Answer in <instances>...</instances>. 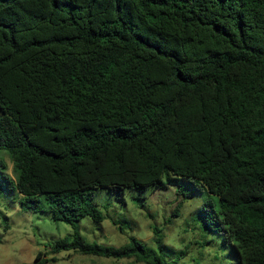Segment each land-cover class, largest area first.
Listing matches in <instances>:
<instances>
[{
    "label": "trees",
    "instance_id": "obj_1",
    "mask_svg": "<svg viewBox=\"0 0 264 264\" xmlns=\"http://www.w3.org/2000/svg\"><path fill=\"white\" fill-rule=\"evenodd\" d=\"M1 152V186L74 228L51 254L180 264L78 223L104 220L96 188L183 177L217 197L236 264H264V0H0Z\"/></svg>",
    "mask_w": 264,
    "mask_h": 264
},
{
    "label": "rangeland",
    "instance_id": "obj_2",
    "mask_svg": "<svg viewBox=\"0 0 264 264\" xmlns=\"http://www.w3.org/2000/svg\"><path fill=\"white\" fill-rule=\"evenodd\" d=\"M0 159L6 161L7 172L11 174L7 153L1 152ZM165 178L164 186L154 190L122 189L123 198L118 195L120 189L96 188L91 200L104 220L95 223L84 217L78 223V232L88 242L114 247L134 237L159 251L168 262L181 254L180 264H236V254L226 240L225 229L214 222L219 209L217 197L211 196L197 180L173 177L167 184ZM1 184L0 174V264H32L39 252L47 259H55L54 263L45 264H137L133 260L114 261L75 252L51 254L49 245L71 236L74 228L54 221L48 210L24 209L16 193L7 192ZM206 201H211L212 208L208 210L213 213L204 221L202 208ZM174 212L176 216L172 215ZM154 227L162 237L163 246L158 249L153 241ZM219 228L222 231L218 232Z\"/></svg>",
    "mask_w": 264,
    "mask_h": 264
}]
</instances>
